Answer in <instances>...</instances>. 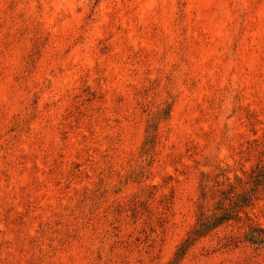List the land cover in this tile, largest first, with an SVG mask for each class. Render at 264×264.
<instances>
[{"label":"rangeland","instance_id":"obj_1","mask_svg":"<svg viewBox=\"0 0 264 264\" xmlns=\"http://www.w3.org/2000/svg\"><path fill=\"white\" fill-rule=\"evenodd\" d=\"M256 166L264 0H0V264H169ZM244 229L178 264H264Z\"/></svg>","mask_w":264,"mask_h":264},{"label":"trees","instance_id":"obj_2","mask_svg":"<svg viewBox=\"0 0 264 264\" xmlns=\"http://www.w3.org/2000/svg\"><path fill=\"white\" fill-rule=\"evenodd\" d=\"M205 177V174H203ZM217 186L219 184H216ZM247 188L238 191L237 187ZM264 191V166H256L245 178L235 176L226 189L212 188L203 184L200 187L199 213L192 229L179 244L169 264H178L187 250L202 237L213 230L231 223L244 226V240L250 244L261 245L264 242V228L253 222L245 209L252 205L257 196ZM212 200V208L204 204Z\"/></svg>","mask_w":264,"mask_h":264}]
</instances>
